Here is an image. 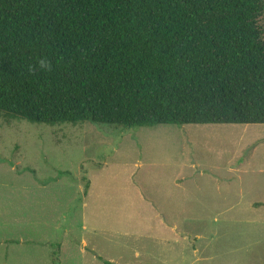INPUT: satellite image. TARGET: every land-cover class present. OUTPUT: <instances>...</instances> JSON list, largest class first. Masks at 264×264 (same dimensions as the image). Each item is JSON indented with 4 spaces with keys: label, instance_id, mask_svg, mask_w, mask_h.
<instances>
[{
    "label": "rangeland",
    "instance_id": "obj_1",
    "mask_svg": "<svg viewBox=\"0 0 264 264\" xmlns=\"http://www.w3.org/2000/svg\"><path fill=\"white\" fill-rule=\"evenodd\" d=\"M212 128L223 137L201 134ZM228 160L240 177L224 174ZM56 242L57 264H264V124L126 129L0 113V264H52Z\"/></svg>",
    "mask_w": 264,
    "mask_h": 264
},
{
    "label": "trees",
    "instance_id": "obj_2",
    "mask_svg": "<svg viewBox=\"0 0 264 264\" xmlns=\"http://www.w3.org/2000/svg\"><path fill=\"white\" fill-rule=\"evenodd\" d=\"M0 113L126 129L264 124V0H0Z\"/></svg>",
    "mask_w": 264,
    "mask_h": 264
},
{
    "label": "crops",
    "instance_id": "obj_3",
    "mask_svg": "<svg viewBox=\"0 0 264 264\" xmlns=\"http://www.w3.org/2000/svg\"><path fill=\"white\" fill-rule=\"evenodd\" d=\"M204 125H216V124H204ZM218 126H227L226 124H217ZM234 125V124H232ZM201 134L205 135V137H212L214 135V137H223L222 133L220 132V130H218V128H212L209 130L203 129L201 130ZM202 139V138H199ZM209 141V139H205V145H210L207 144ZM194 164V163H193ZM192 164V165H193ZM197 166L192 167L193 169H196L197 171H199L200 174H205L206 172L210 175V174H216L217 176H221L222 174H218L216 172V170H218V164L215 165V167L213 165H202L201 163L197 162ZM240 165V164H239ZM224 174L225 175H230V176H234V177H240V175L243 173V169H241V167H237V166H231L230 165V161L228 160V162H226V164H224ZM232 178V177H231ZM184 177H182L180 180L177 181H181L183 180ZM229 210L228 209H222L220 210L218 213H228Z\"/></svg>",
    "mask_w": 264,
    "mask_h": 264
}]
</instances>
